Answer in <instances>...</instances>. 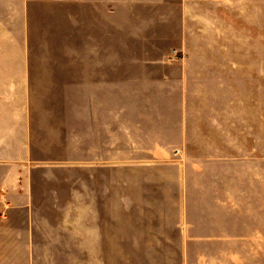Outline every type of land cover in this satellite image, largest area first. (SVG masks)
Segmentation results:
<instances>
[{"label": "crops", "instance_id": "0c3cea01", "mask_svg": "<svg viewBox=\"0 0 264 264\" xmlns=\"http://www.w3.org/2000/svg\"><path fill=\"white\" fill-rule=\"evenodd\" d=\"M246 1L0 0V262L81 243L84 263L264 264L260 96L253 124L255 95L235 104L262 65L228 56ZM55 163L81 168V208L57 209L81 225L40 219Z\"/></svg>", "mask_w": 264, "mask_h": 264}, {"label": "rangeland", "instance_id": "374dc122", "mask_svg": "<svg viewBox=\"0 0 264 264\" xmlns=\"http://www.w3.org/2000/svg\"><path fill=\"white\" fill-rule=\"evenodd\" d=\"M242 6V5H241ZM244 8V16L246 17V24L244 25V33L239 34L238 30L240 29L239 21L236 19L235 23V43L236 44H244L247 46V52H238L237 48L235 53L229 52V58H234L235 60L245 59V60H260L262 68H261V83L258 81L256 83H248L235 85V95H236V109L240 107V100L237 99V95H240L242 92L247 95H255L257 98L256 108L253 106V99H245L244 106L250 107L251 115L245 117L251 124L257 121V117H254L252 113L258 112V97L260 96V112H261V121L264 125V0H247L245 4H243ZM238 10V9H237ZM236 10V15H237ZM167 13L178 14L179 8L176 5L171 11ZM247 28V29H245ZM234 54V55H233ZM76 59H81V52L76 51ZM177 59L181 61L185 58L184 53H178L176 55ZM80 70V69H79ZM76 69V75L79 71ZM241 86L245 87L241 90ZM248 87L250 90L248 91ZM74 106L78 110L79 109V116L77 118V126L81 130V109H82V84H75V99H74ZM254 109L251 111V109ZM237 111V110H236ZM238 116H236L237 118ZM263 132L261 133V140L264 142V126ZM78 137L76 136V140ZM71 156L74 159V163L81 162V147L75 146L73 149H70ZM59 161V159H57ZM56 160V161H57ZM73 165H77L74 164ZM81 164V163H78ZM67 166L66 163H55L54 165H50L49 168L39 171L36 174V195L35 201L40 208V219L50 221L59 219L65 220L68 218L69 220H75L79 222L81 225V210L80 212L77 211H60L57 209H62L65 207L69 202L73 203L76 207L81 208L82 205V172L81 168H74L73 165L71 168L63 167L58 168L57 166ZM57 167V168H54ZM44 173V174H43ZM74 199V200H73ZM52 209L54 211H52ZM51 210V211H50ZM46 222V221H45ZM75 222V223H76ZM78 224V223H77ZM79 225V226H80ZM58 229V228H57ZM77 229V228H76ZM50 231L51 229H46ZM61 229H58V234H56V229L53 230V234H55L56 239H60L63 242L66 237L65 234L61 233ZM66 231V229H63ZM81 230V227L78 228ZM51 232V231H50ZM49 235H51V233ZM69 238L70 235H67ZM81 246V243L74 244H55L53 248L54 251L53 255H42L38 257H43L42 260H35L33 262H23V261H4L0 262V264H131L129 262L124 263H116V262H107V263H84L82 260L81 253L78 252L77 248ZM50 249V250H51ZM73 252H72V251ZM60 251V252H58ZM50 257V260H46L44 258Z\"/></svg>", "mask_w": 264, "mask_h": 264}]
</instances>
